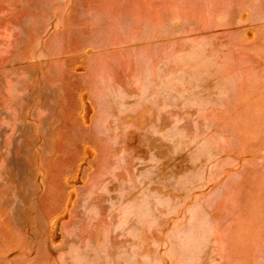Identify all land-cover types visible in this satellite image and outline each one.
<instances>
[{"label":"rangeland","instance_id":"374dc122","mask_svg":"<svg viewBox=\"0 0 264 264\" xmlns=\"http://www.w3.org/2000/svg\"><path fill=\"white\" fill-rule=\"evenodd\" d=\"M0 264H264V0H0Z\"/></svg>","mask_w":264,"mask_h":264}]
</instances>
